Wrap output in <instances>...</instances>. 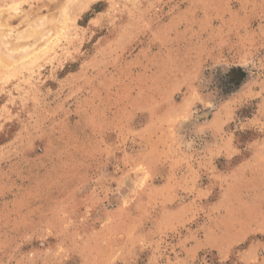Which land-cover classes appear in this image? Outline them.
Instances as JSON below:
<instances>
[{
    "label": "rangeland",
    "instance_id": "rangeland-1",
    "mask_svg": "<svg viewBox=\"0 0 264 264\" xmlns=\"http://www.w3.org/2000/svg\"><path fill=\"white\" fill-rule=\"evenodd\" d=\"M0 264H264V0H0Z\"/></svg>",
    "mask_w": 264,
    "mask_h": 264
}]
</instances>
